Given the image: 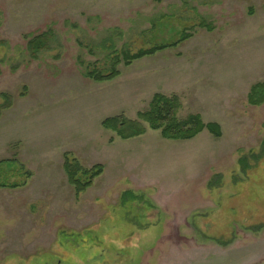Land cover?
<instances>
[{
  "label": "rangeland",
  "instance_id": "obj_1",
  "mask_svg": "<svg viewBox=\"0 0 264 264\" xmlns=\"http://www.w3.org/2000/svg\"><path fill=\"white\" fill-rule=\"evenodd\" d=\"M52 30L33 59L28 41ZM96 83L123 53L171 45ZM122 59V57H121ZM264 0H0V264H264ZM155 94L179 97L204 131L118 139L102 123L137 119ZM113 140V142H111ZM104 173L80 196L64 155ZM242 170V171H241ZM17 174V175H15ZM9 179H7V178ZM6 180V181H5Z\"/></svg>",
  "mask_w": 264,
  "mask_h": 264
},
{
  "label": "trees",
  "instance_id": "obj_2",
  "mask_svg": "<svg viewBox=\"0 0 264 264\" xmlns=\"http://www.w3.org/2000/svg\"><path fill=\"white\" fill-rule=\"evenodd\" d=\"M189 34L171 45L157 46L152 49H143L136 54L123 53L122 59L117 56L113 60L112 68L108 72L87 71L85 76L96 83L112 82L121 76L117 70V66L123 61L126 66H131L133 62L152 57L158 52L165 51L169 48H177L180 43L188 40ZM55 35L52 30L41 35L35 36L28 41V51L31 58L37 59L40 54L51 50ZM5 99V103L0 106V111L9 110L12 107L11 97L6 94L1 95ZM248 101L253 106H261L264 104V82L253 85L248 96ZM182 103L178 96H167L164 94H155L150 102L148 110L140 112L137 119L132 120L124 115L111 117L102 123V127L109 132H113L118 139L131 140L144 136L148 130L160 132L165 140L169 141H190L198 137L204 131L209 132L215 138L222 137L221 126L218 123H205L201 115H190L186 119H180L179 112ZM113 142V140H111ZM264 156V142L260 154L249 153L240 159V165L243 173H247L251 169V159L259 162ZM17 163L12 161H0V189H19L26 185V181L31 178V173H26L25 168L20 169V176L25 173V182L20 184L2 182L6 175L2 169L3 166ZM65 174L70 186L75 188L77 196L85 193L93 186L94 181L104 173L103 165L99 164L92 168H84L71 153L64 155ZM17 175V174H15ZM7 178V177H6ZM9 179V178H7ZM6 181V180H5Z\"/></svg>",
  "mask_w": 264,
  "mask_h": 264
}]
</instances>
